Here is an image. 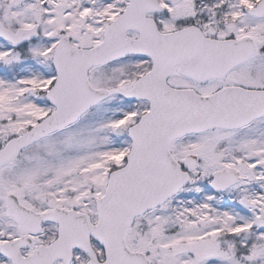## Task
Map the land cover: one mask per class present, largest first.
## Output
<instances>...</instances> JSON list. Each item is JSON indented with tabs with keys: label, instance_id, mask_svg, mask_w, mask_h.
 <instances>
[{
	"label": "snow or ice",
	"instance_id": "6c2138e0",
	"mask_svg": "<svg viewBox=\"0 0 264 264\" xmlns=\"http://www.w3.org/2000/svg\"><path fill=\"white\" fill-rule=\"evenodd\" d=\"M0 264H264V0H0Z\"/></svg>",
	"mask_w": 264,
	"mask_h": 264
}]
</instances>
